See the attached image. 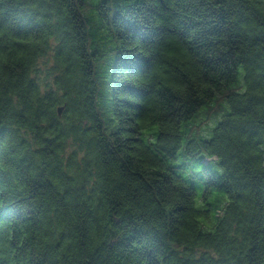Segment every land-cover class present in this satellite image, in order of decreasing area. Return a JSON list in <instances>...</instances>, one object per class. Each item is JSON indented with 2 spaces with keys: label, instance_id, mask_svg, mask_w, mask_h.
I'll return each instance as SVG.
<instances>
[{
  "label": "trees",
  "instance_id": "obj_1",
  "mask_svg": "<svg viewBox=\"0 0 264 264\" xmlns=\"http://www.w3.org/2000/svg\"><path fill=\"white\" fill-rule=\"evenodd\" d=\"M91 2L0 0V264H264V0Z\"/></svg>",
  "mask_w": 264,
  "mask_h": 264
},
{
  "label": "rangeland",
  "instance_id": "obj_2",
  "mask_svg": "<svg viewBox=\"0 0 264 264\" xmlns=\"http://www.w3.org/2000/svg\"><path fill=\"white\" fill-rule=\"evenodd\" d=\"M85 7V9H84ZM83 7V14L87 16L88 18V30L90 34V41L96 42L98 40H101L103 37L104 38H111L110 36L107 35V30L104 29L101 23V18L99 14H97V10L95 9L93 3L91 0H87L86 5ZM206 162H208V159H205ZM200 166L197 164L195 169L198 171ZM193 173L196 171L191 169ZM202 192V186H198V194H201ZM219 199V200H217ZM227 199V195L223 193H219L217 191L214 192L213 195H211L208 200L211 203H214L213 206H215L217 203H221L222 200Z\"/></svg>",
  "mask_w": 264,
  "mask_h": 264
},
{
  "label": "water",
  "instance_id": "obj_3",
  "mask_svg": "<svg viewBox=\"0 0 264 264\" xmlns=\"http://www.w3.org/2000/svg\"><path fill=\"white\" fill-rule=\"evenodd\" d=\"M61 112H62V107L59 108V113L61 114Z\"/></svg>",
  "mask_w": 264,
  "mask_h": 264
}]
</instances>
